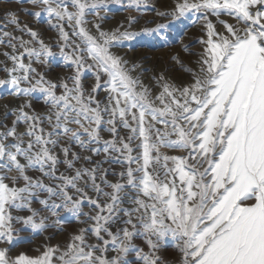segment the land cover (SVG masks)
<instances>
[{"label":"snow or ice","instance_id":"snow-or-ice-1","mask_svg":"<svg viewBox=\"0 0 264 264\" xmlns=\"http://www.w3.org/2000/svg\"><path fill=\"white\" fill-rule=\"evenodd\" d=\"M7 2L0 264H169V241L171 264H264V0ZM195 25L159 64L128 55Z\"/></svg>","mask_w":264,"mask_h":264},{"label":"rangeland","instance_id":"rangeland-1","mask_svg":"<svg viewBox=\"0 0 264 264\" xmlns=\"http://www.w3.org/2000/svg\"><path fill=\"white\" fill-rule=\"evenodd\" d=\"M167 3V0H156V7L162 8ZM15 2H7V0H0V16L3 15V12L5 9L9 8H16L19 7ZM23 6H29V5H23ZM127 12L120 8L119 6L113 5L111 8V11L109 13L110 19L105 22V27H108L109 25H116L119 22H122L125 17L127 16ZM140 15L143 17L141 19V24L144 23L145 19H147L149 16L154 15L150 10L149 11H141ZM21 18L24 20L34 21V18L31 16H28L26 14H21ZM40 26L42 29H44V35L45 38H52L54 39V32L47 31L46 26V18H41L40 20ZM199 25H195L192 27L187 28L184 32L181 34H177L176 32L172 33V39L170 40V43L168 46H161L157 42H148V43H136L134 45L133 50L128 51V55L130 57H135L137 59L139 58H145L146 62L151 65L153 63L159 64L160 62L167 60L170 52L175 51L179 49L180 47V40L181 37H183L184 43H192L193 47H196L195 44V38L198 37L199 31H198ZM55 50V49H54ZM123 51V49L121 50ZM44 70V69H42ZM69 69L63 66V61L57 58L56 60L51 62V75H63L67 73ZM93 79L92 74L88 73L86 75V81L90 82ZM8 99L7 96H3V99H0V103H3L4 100ZM35 106L38 110H42V106L40 103H36ZM63 234H57L56 239H62ZM42 237L36 236L33 239L32 244H26L23 245L25 248H31L34 247L36 244H39L42 241ZM55 242V241H53ZM159 254L162 256V258L169 261V264L174 260V257L176 255L175 249L172 245V242L169 241L168 244L165 247H162Z\"/></svg>","mask_w":264,"mask_h":264}]
</instances>
